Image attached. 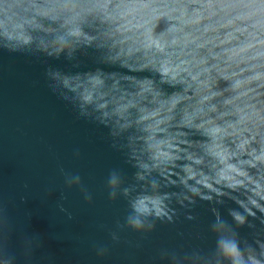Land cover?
I'll list each match as a JSON object with an SVG mask.
<instances>
[{
	"label": "water",
	"instance_id": "obj_1",
	"mask_svg": "<svg viewBox=\"0 0 264 264\" xmlns=\"http://www.w3.org/2000/svg\"><path fill=\"white\" fill-rule=\"evenodd\" d=\"M0 244L264 264V0H0Z\"/></svg>",
	"mask_w": 264,
	"mask_h": 264
},
{
	"label": "clouds",
	"instance_id": "obj_2",
	"mask_svg": "<svg viewBox=\"0 0 264 264\" xmlns=\"http://www.w3.org/2000/svg\"><path fill=\"white\" fill-rule=\"evenodd\" d=\"M76 182L78 183V180ZM138 224L139 222H137V225ZM0 264H11V261L6 256H4L2 244H0Z\"/></svg>",
	"mask_w": 264,
	"mask_h": 264
}]
</instances>
